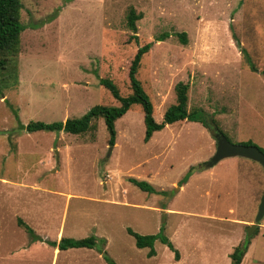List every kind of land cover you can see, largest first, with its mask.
Masks as SVG:
<instances>
[{
  "label": "rangeland",
  "instance_id": "rangeland-1",
  "mask_svg": "<svg viewBox=\"0 0 264 264\" xmlns=\"http://www.w3.org/2000/svg\"><path fill=\"white\" fill-rule=\"evenodd\" d=\"M21 4L17 83L0 95V264H108L96 249L50 245L89 236L106 241L115 264H230L246 241L241 264H264V217L246 240L264 193L263 169L239 157L206 166L216 145L201 123L171 124L145 143L134 105L115 122L113 147L100 118L79 136L26 130L30 122L64 123L95 106H117L99 81L130 95V63L152 43L137 78L156 122L175 104L174 86L187 83L188 111L213 118L231 144L264 151V0ZM131 10L141 16L135 33L127 25ZM128 229L162 232L175 251L155 241L149 257Z\"/></svg>",
  "mask_w": 264,
  "mask_h": 264
},
{
  "label": "trees",
  "instance_id": "trees-1",
  "mask_svg": "<svg viewBox=\"0 0 264 264\" xmlns=\"http://www.w3.org/2000/svg\"><path fill=\"white\" fill-rule=\"evenodd\" d=\"M21 9V0H0V95H2L4 89H8L17 83V58L20 46V34L25 29L20 20ZM139 19H141V16L136 15L133 10L127 15V25L133 33L137 30L135 22ZM179 37L185 42L183 34L179 35ZM133 39L137 40V37L135 36ZM151 46L152 43H147L138 48L130 63L128 70V81L131 90L130 95L126 97L121 96L116 85L108 79H101L99 81L100 85L106 88L118 102L117 106H95L80 118L68 119L64 123L53 122L45 124L42 122H30L27 124L26 130L28 132L62 131L67 134L79 136L87 131L95 129L96 126L93 122L100 118L103 120L108 133L107 144L109 147H113L116 138L115 122L132 109V106L139 105L143 114V124L145 127V136L143 140L145 143L152 138L154 133L160 132L166 126L184 121L201 123L209 132L215 127L222 133L216 121L202 110L188 111L189 85L182 82L174 86L176 94L175 104L167 108L161 122L158 123L154 120L153 104L137 78L142 57L149 52ZM261 74L264 75V71H262ZM243 145L254 146L250 143H243ZM258 149L264 154L263 150L260 148ZM191 173L192 169L188 171V176H190ZM185 180L182 182H185ZM130 181L134 186L145 193L155 192L153 187L145 181H139L137 179H131ZM17 225L23 228L29 235L34 236L33 230L22 220H18ZM127 233L134 238L135 246L138 249H148L147 255L149 257L155 255V241H160L162 244L166 245L168 249L175 251L173 245L162 232L155 235L141 236L128 229ZM50 245L57 248L59 251H66L68 249H96L108 264H115L104 251L106 241L98 239L96 236H89L83 239L61 238L58 243L53 242L50 243ZM248 246L249 241H246L235 247L233 252L229 255L230 264H241Z\"/></svg>",
  "mask_w": 264,
  "mask_h": 264
},
{
  "label": "water",
  "instance_id": "water-1",
  "mask_svg": "<svg viewBox=\"0 0 264 264\" xmlns=\"http://www.w3.org/2000/svg\"><path fill=\"white\" fill-rule=\"evenodd\" d=\"M212 137L215 141V152L211 159L208 161L206 166L212 167L217 164L219 161L227 158L239 157L247 159L259 164V166L264 171V154L255 146H246L243 144H231L226 137L217 130L213 128L211 131ZM264 217V193L260 198L257 216L254 220V223L247 229L246 240H249L256 230L257 224Z\"/></svg>",
  "mask_w": 264,
  "mask_h": 264
},
{
  "label": "crops",
  "instance_id": "crops-1",
  "mask_svg": "<svg viewBox=\"0 0 264 264\" xmlns=\"http://www.w3.org/2000/svg\"><path fill=\"white\" fill-rule=\"evenodd\" d=\"M114 145H115V144H114ZM249 161H250V160H249ZM252 162H253V161H252ZM258 166H259V165H258ZM259 168L262 170V168H261L260 166H259ZM262 172H264V171H262ZM263 174H264V173H263ZM139 181H140V180H139ZM251 222H252V221H250V223H246V224H247V225H251V224H252ZM256 228H259V227H258V224H257V227H256ZM257 230H258V229H257ZM249 245H250V241H249ZM248 248H249V246H248ZM247 251H248V249H247ZM231 253H232V252H231ZM231 253H230V254H231ZM246 254H247V252H246ZM246 254H245V256H246ZM245 256H244V258H245ZM244 258H243V259H244ZM242 261H243V260H242ZM241 263H242V262H241Z\"/></svg>",
  "mask_w": 264,
  "mask_h": 264
}]
</instances>
